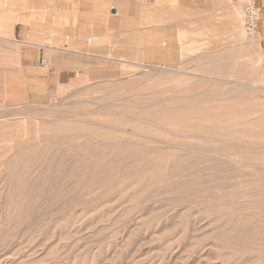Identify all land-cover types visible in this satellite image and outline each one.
Here are the masks:
<instances>
[{
    "label": "rangeland",
    "instance_id": "1",
    "mask_svg": "<svg viewBox=\"0 0 264 264\" xmlns=\"http://www.w3.org/2000/svg\"><path fill=\"white\" fill-rule=\"evenodd\" d=\"M140 3L59 67L71 69L61 83L26 99L0 86V264H264L261 14L253 47L243 0L166 13ZM230 76L243 84L220 81ZM210 110L228 130L202 121ZM229 132L257 137L218 141Z\"/></svg>",
    "mask_w": 264,
    "mask_h": 264
},
{
    "label": "crops",
    "instance_id": "2",
    "mask_svg": "<svg viewBox=\"0 0 264 264\" xmlns=\"http://www.w3.org/2000/svg\"><path fill=\"white\" fill-rule=\"evenodd\" d=\"M240 1L242 5V0H152L158 13L225 11ZM256 3L264 36V0ZM140 4V0H0V86L5 99H10V87L19 86L15 97L26 99L35 94L37 84L61 83L71 69L59 67L84 55L80 51L93 43L100 46L103 31L116 27L120 16L132 15ZM261 47L264 56V44ZM41 59L52 71L38 68Z\"/></svg>",
    "mask_w": 264,
    "mask_h": 264
},
{
    "label": "bare ground",
    "instance_id": "3",
    "mask_svg": "<svg viewBox=\"0 0 264 264\" xmlns=\"http://www.w3.org/2000/svg\"><path fill=\"white\" fill-rule=\"evenodd\" d=\"M244 4V3H243ZM238 16V15H237ZM236 18V17H235ZM237 19V18H236ZM234 31V30H233ZM193 32V31H192ZM236 35V34H235ZM182 36H183V38L185 37V33H183L182 34ZM237 36H239L238 34H237ZM233 37H235V36H233ZM250 37V39L251 40H249V44H251V45H253V47H255V46H257L258 44H259V41H260V39L259 38H255V36H249ZM257 37V36H256ZM240 38V37H239ZM237 39H238V37H237ZM193 40V39H192ZM239 40V39H238ZM241 41V40H240ZM236 42V41H235ZM243 43V42H242ZM247 43V42H246ZM197 44V43H196ZM199 44V43H198ZM230 44V43H229ZM235 45V44H234ZM194 46V45H193ZM193 46H191V47H189V48H187L186 49V52H188V54L190 55V56H193L195 53H196V51H198V50H200V49H196L195 48V46L193 47ZM230 46V45H229ZM259 47H260V45H258ZM240 47V46H239ZM241 49V48H240ZM255 49H257V47L255 48ZM214 50V49H213ZM236 51H238V49L236 50ZM210 52V51H209ZM213 53V52H212ZM215 54V53H214ZM261 55H262V53H261ZM194 58V57H193ZM230 58H231V56H230ZM223 59H226V58H223ZM222 59V60H223ZM263 57L262 58H260L259 57V59H257V62H261L260 64L262 65V63H263ZM239 62V61H238ZM187 66V65H186ZM130 70H131V68H130ZM131 76V75H130ZM196 76H200V75H196ZM234 76V75H233ZM127 77H129V76H127ZM134 77H136V75L134 76ZM200 77H203V78H205V79H209V78H211L210 76H200ZM139 78V77H138ZM213 78V77H212ZM233 77H227V79H222V80H220V81H222V82H224V83H226L227 84V82H229V83H233L234 85H236V86H240V85H242L241 83H238V81L236 82V81H233V79H232ZM239 79V78H238ZM142 80V79H141ZM181 80H182V78H181ZM215 80V79H214ZM232 80V81H231ZM185 81V80H184ZM216 81H218V80H216ZM220 81H219V83H220ZM254 81V80H253ZM258 81V80H257ZM125 82V81H124ZM144 82V81H143ZM177 82V81H176ZM139 83V82H138ZM165 83V82H164ZM123 84V83H122ZM125 84H127V83H125ZM130 84V83H129ZM128 84V85H129ZM132 84V83H131ZM157 84V83H156ZM176 84V83H175ZM179 84V83H178ZM213 84V83H212ZM225 85V84H224ZM158 86H160L159 84H158ZM157 86V87H158ZM173 86V85H172ZM188 86V85H187ZM186 88V87H185ZM217 88H219V87H217ZM253 88H255L256 90H260V85L259 84H255V85H253ZM121 89V88H120ZM155 89V88H154ZM162 89H165V88H162ZM173 89V88H172ZM171 89V90H172ZM188 90H189V88H187ZM252 89V88H251ZM157 90V89H156ZM169 90V89H168ZM184 90H186V89H184ZM183 90V91H184ZM226 90H227V87H226ZM234 90H236V89H234ZM234 90H231L233 93H234ZM166 91V90H165ZM165 91H163L162 90V92H165ZM179 91V90H178ZM220 91V90H219ZM230 91V90H229ZM228 91V92H229ZM130 92V91H129ZM161 92V91H160ZM161 92V93H162ZM224 92V91H223ZM160 93V94H161ZM175 93V92H174ZM173 93V94H174ZM171 94V93H170ZM179 94H180V91H179ZM223 94V93H222ZM113 95V94H112ZM127 95V94H126ZM221 95V94H220ZM122 96V95H121ZM157 96V95H156ZM175 96H176V94H175ZM222 96V95H221ZM229 96H231V95H229ZM232 96H234V94H232ZM113 97H114V95H113ZM167 97V96H166ZM168 97H169V93H168ZM213 97V96H212ZM215 97V96H214ZM227 97V96H226ZM226 97H224V99L226 98ZM108 98V97H107ZM177 98H179L178 97V95H177ZM185 98V97H184ZM187 98V97H186ZM192 98V97H191ZM228 98V97H227ZM173 99H174V97H173ZM169 100V99H168ZM210 100V99H209ZM234 100V99H233ZM131 101V100H130ZM170 101V100H169ZM169 101H167V102H169ZM175 101H177V100H175ZM180 101V100H179ZM178 101V102H179ZM197 101V100H196ZM199 101V100H198ZM211 101H212V99H211ZM209 102V101H208ZM229 102V101H228ZM227 102V103H228ZM232 102V101H231ZM235 102V101H234ZM175 103V102H174ZM184 104H185V102H183ZM198 103H200V101L198 102ZM180 104V103H179ZM182 104V103H181ZM232 104H233V102H232ZM235 104V103H234ZM234 104H233V106H234ZM132 105V104H131ZM133 105H135V104H133ZM186 105V104H185ZM204 105V104H203ZM209 105H211V104H209ZM208 105V107H210ZM222 105V104H221ZM231 105V104H230ZM236 105V104H235ZM232 106V105H231ZM138 107V106H137ZM163 107V106H162ZM172 107H174V106H172ZM176 107H178L177 105H176ZM200 106H198V108H199ZM224 106L222 105V108H223ZM226 107H228V106H225V108ZM175 108V107H174ZM179 108V107H178ZM221 108V107H220ZM234 109H235V107H233ZM165 109V108H164ZM169 109H171L172 110V108L170 107ZM180 109V108H179ZM201 109V108H200ZM199 109V110H200ZM153 109H151V111H152ZM163 110V109H162ZM176 110V108L173 110V111H175ZM206 110V109H205ZM242 110V109H241ZM147 111V110H146ZM149 111V110H148ZM208 111V110H207ZM207 111H204V112H207ZM211 111H214V113H215V110H210V113H211ZM222 111H223V109H222ZM221 111V112H222ZM154 112V111H153ZM165 112V111H164ZM168 112V111H167ZM179 112V111H178ZM203 112V111H202ZM209 112V111H208ZM224 112H225V109H224ZM235 112H236V110H235ZM241 112V111H240ZM141 113V112H140ZM142 113H144V112H142ZM141 113V114H142ZM148 113V112H147ZM155 113V112H154ZM169 113H171V112H169ZM174 113V112H173ZM176 113H177V111H176ZM192 113H194V112H192ZM199 113V112H198ZM242 113H244L245 114V112H242ZM140 114V115H141ZM160 115V114H158V113H155V115ZM167 114V113H166ZM175 114V113H174ZM191 114V113H190ZM197 114V113H196ZM199 114H201V113H199ZM212 114V113H211ZM210 114V115H211ZM216 114V118L214 119V118H212L211 120L210 119H208V115H209V113L208 114H205V113H203V119H202V121H208V123H211V122H213V124H220V130H228L229 129V126H227V125H223L222 126V123H228V121L229 120H227V118L225 119L224 117H221L223 114H221V113H219L218 114V111H217V113H215ZM221 114V116H219ZM232 114V113H231ZM148 114H146V116H147ZM152 115V114H151ZM154 115V114H153ZM152 115V116H153ZM173 115V114H172ZM192 115H194V114H192ZM225 115V114H224ZM228 115V114H227ZM163 116V115H162ZM182 116V115H181ZM190 116V115H189ZM195 116V115H194ZM235 116V115H234ZM149 117H151V116H149ZM156 117H158V116H156ZM161 117V116H160ZM159 117V118H160ZM165 117V116H164ZM180 117V116H179ZM183 117V116H182ZM146 118H148V117H146ZM166 118V117H165ZM181 118V117H180ZM187 118V117H186ZM194 118V117H193ZM200 118V117H199ZM141 119V118H140ZM143 119V118H142ZM153 119V118H152ZM155 119V118H154ZM164 119V118H163ZM169 119V118H168ZM168 119H166V120H168ZM177 119V118H176ZM192 119V118H191ZM257 119V118H256ZM156 120V119H155ZM154 120V121H155ZM159 120V119H158ZM161 120V119H160ZM159 120V121H160ZM170 120H171V118H170ZM169 120V121H170ZM173 120H174V118H173ZM188 120H190V118H188ZM69 121H71V120H69ZM142 121V120H141ZM164 121V120H163ZM181 122H182V119L180 120ZM179 121V122H180ZM132 122V121H131ZM157 122V121H156ZM235 122H238V121H235ZM260 122V121H259ZM161 123V122H160ZM252 123V122H251ZM263 123V122H262ZM146 124H148V122L146 123ZM146 124H144V125H141V126H144L145 127V125ZM150 124H151V122H150ZM149 124V125H150ZM154 124V123H153ZM157 124V123H156ZM162 124V123H161ZM260 124V123H259ZM155 125V124H154ZM158 125V124H157ZM196 125V124H195ZM37 126V125H36ZM109 126V125H108ZM175 126H177V125H175ZM217 126V125H216ZM256 127H257V125H255ZM41 127H42V125H41ZM107 127V126H106ZM113 127V126H112ZM150 127V126H149ZM192 127H193V125H192ZM39 129H41L40 127H38ZM148 128V127H147ZM260 128V127H259ZM107 129H110V127H108ZM195 129V128H194ZM214 129H217L216 127H212L211 126V128H208L207 130H214ZM122 130V129H121ZM153 130V129H152ZM171 130V129H170ZM192 130V129H191ZM190 130V131H191ZM132 131V130H131ZM141 131V130H140ZM143 132L144 131H146V130H142ZM216 131V130H215ZM127 132V131H126ZM135 132H137V131H135ZM150 132V131H149ZM183 132H185L184 130H183ZM217 132V131H216ZM247 132V131H246ZM42 133V132H41ZM107 133V132H106ZM133 133V132H132ZM147 133V132H146ZM203 133V132H202ZM210 133V132H209ZM217 133H219V132H217ZM134 134V133H133ZM137 134V133H136ZM142 134V133H141ZM148 134V133H147ZM241 134V133H240ZM256 134V133H255ZM181 135H183V134H181ZM36 136V135H35ZM41 136V135H40ZM143 136H145L147 139H150L152 142H154L155 144H158V142L159 143H162L164 146L162 147V148H164V149H166V150H168V151H175L176 152V150L177 151H182V152H184V154L185 153H188V152H191V151H189L188 149H186V148H184V147H182L181 145H178V144H173V143H166V142H164V141H162L161 139H155V138H150L151 136H148V135H145V133L143 134ZM140 137V136H139ZM211 137V136H210ZM219 138H218V141L219 142H229L228 140L229 139H240V138H245V139H253V138H255V137H257V136H255L253 133H251V132H249V133H246V134H242L241 136L239 135V134H234V133H231V132H229V133H226V134H223V135H219L218 136ZM261 137H263V136H261ZM165 141H166V138L164 139ZM184 140V139H183ZM217 140V139H216ZM182 143V142H181ZM202 143V142H201ZM39 145V144H38ZM20 148V147H19ZM16 150H18V149H16ZM13 153V152H12ZM221 153V152H220ZM180 155V154H179ZM223 158V157H222ZM222 158L220 157V156H216V160H218V161H221L222 160ZM233 158V157H232ZM232 158H230L231 159V162H232ZM182 159L185 161V157H182ZM238 160V159H237ZM236 159H234V161H235V163L234 164H239V163H236V162H238ZM223 161V160H222ZM227 161V160H226ZM143 164V163H142ZM230 164V163H229ZM240 164H242V163H240ZM235 165V166H236ZM260 165V164H259ZM238 166V165H237ZM244 166V165H243ZM139 167V166H138ZM242 168H244V167H242ZM239 169V168H238ZM240 169H241V167H240ZM156 170V169H155ZM211 171V170H210ZM155 172V171H154ZM145 173V172H144ZM143 173V174H144ZM147 173V172H146ZM148 173H150V172H148ZM153 173V172H152ZM151 174V173H150ZM144 175H146V174H144ZM149 175V174H148ZM160 175V174H159ZM153 176H155L154 174H153ZM143 183V182H142ZM141 183V184H142ZM146 183V182H145ZM253 183V182H252ZM146 185V184H145ZM211 185V184H210ZM129 186V185H128ZM148 186V185H147ZM124 187H125V185H124ZM123 187V188H124ZM150 187V186H149ZM229 187V186H228ZM122 188V189H123ZM140 188V187H139ZM230 189V188H229ZM136 190V189H135ZM179 190V189H178ZM138 193H140V192H138ZM134 196H136V195H134ZM230 196V195H229ZM233 198V197H232ZM205 211H207V210H205ZM135 224V223H134ZM256 229V228H255ZM254 229V230H255ZM258 233V232H257ZM154 234V233H153ZM49 235V234H48ZM144 235V234H143ZM201 236V235H200ZM232 238V237H231ZM19 241V240H18ZM41 242V241H40ZM112 253V252H111ZM7 254V253H6ZM129 256V255H128ZM166 257V256H165ZM197 260V259H196Z\"/></svg>",
    "mask_w": 264,
    "mask_h": 264
},
{
    "label": "built area",
    "instance_id": "4",
    "mask_svg": "<svg viewBox=\"0 0 264 264\" xmlns=\"http://www.w3.org/2000/svg\"><path fill=\"white\" fill-rule=\"evenodd\" d=\"M150 2L152 0H145ZM243 12H244V30L246 31V35L248 36H255L259 29H258V22H259V12L256 9L255 1L254 0H243ZM43 66L49 68V63L47 60H42Z\"/></svg>",
    "mask_w": 264,
    "mask_h": 264
}]
</instances>
